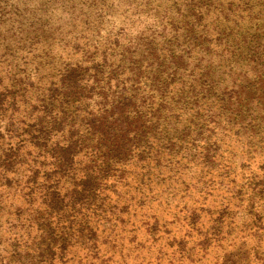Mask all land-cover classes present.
<instances>
[{"label": "rangeland", "instance_id": "1", "mask_svg": "<svg viewBox=\"0 0 264 264\" xmlns=\"http://www.w3.org/2000/svg\"><path fill=\"white\" fill-rule=\"evenodd\" d=\"M128 124L166 153L152 184L160 201L188 184L193 198L216 190L202 149L215 178L264 173V0H0V165L19 149L22 178L34 165L39 184L55 183L51 156L70 136ZM138 155L109 174L110 190L127 191L114 187L122 173L135 190ZM69 168L61 187L81 167Z\"/></svg>", "mask_w": 264, "mask_h": 264}, {"label": "trees", "instance_id": "2", "mask_svg": "<svg viewBox=\"0 0 264 264\" xmlns=\"http://www.w3.org/2000/svg\"><path fill=\"white\" fill-rule=\"evenodd\" d=\"M130 124L86 129L85 135L78 131L75 140L70 136L51 156L59 175L55 183L47 178L39 184L34 165H27L28 176L22 178L19 169L28 163L19 149L8 150L0 165V212L7 210L5 233L11 242L0 249V264H264L262 168L246 179L215 178L208 166L215 155L202 149L197 161L216 190L203 188L193 198L188 184L181 195L176 190L171 201L169 196L160 201L152 184L155 175L161 176L159 164L166 153L163 148L154 151L149 138L144 142V135L132 131ZM137 153L135 190L123 183V173L114 187L127 191L119 195L110 190L114 176L109 174L132 165ZM47 154L40 150L38 157ZM74 165L81 167L78 174L61 187L64 172ZM225 179L232 188H224ZM209 198H214L213 207L207 206ZM155 201L154 209L150 206ZM237 219L243 221L239 231ZM233 229L238 232L233 234Z\"/></svg>", "mask_w": 264, "mask_h": 264}]
</instances>
